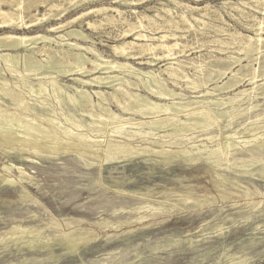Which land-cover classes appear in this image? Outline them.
Listing matches in <instances>:
<instances>
[{
  "label": "rangeland",
  "instance_id": "374dc122",
  "mask_svg": "<svg viewBox=\"0 0 264 264\" xmlns=\"http://www.w3.org/2000/svg\"><path fill=\"white\" fill-rule=\"evenodd\" d=\"M223 1L179 0L200 8L208 3L211 17L203 16L208 21L204 24V20L196 21L188 13L191 23L185 25L180 22V28L175 23L172 29L162 28L157 22L151 21V24L147 19H144L143 26H139L137 20V16L142 13L150 16L163 13V7L173 9L166 18L177 17L182 7L170 0H145L134 6L119 4L115 0H97L70 11L63 20L101 7H109V13L117 15L112 8L118 7L125 10V19L119 22L120 25L101 22V15L91 12L80 18H84L81 27L78 21L74 27L89 33L95 46L110 60L129 61L143 70H157L174 62L172 58L176 57L184 63L199 64L202 70L197 66H187L186 71L191 77L200 78L206 75L205 72L209 74L215 68L232 64L233 59L228 60L227 57L244 56L235 41L238 38L236 31L241 36L255 37L258 23H264V13L253 9H245L241 15L234 10L236 17H231L222 7ZM56 8L60 9V6ZM133 10L137 12L134 11V14ZM93 21L98 22L97 29L90 28L89 22ZM129 24L137 25L131 30ZM166 31L179 32L181 52L177 50L175 56L166 57L159 51L158 55L162 56L155 66L146 62L156 56L146 53L126 59L113 52V45L127 40L146 42V37L138 38L135 34H147L150 39ZM122 32L129 34L124 35ZM261 34L264 37V31ZM247 62L242 64L247 65ZM261 63L264 64V49ZM253 66L258 68L259 62H254ZM233 68L237 71L240 66L234 65ZM262 74L258 83L264 82V72ZM165 77L169 78V75L165 74ZM227 79L224 76L220 81ZM66 80L61 83H72ZM177 82L180 87L175 88L178 91L182 90L190 97L202 96L190 89L187 81ZM170 85L173 86L172 83ZM249 87L245 79L239 89ZM262 89L242 95L240 107L245 114L230 126H227L229 119L223 118L219 122L222 131H243L249 124L245 119L259 114L263 117L259 126H264ZM224 95L222 93L218 97ZM52 105L58 113L61 112L59 105L54 102ZM253 105L255 107L251 108ZM64 108L67 110L68 107ZM219 129L217 127L216 131ZM258 132L264 133V128ZM203 142L208 148H202V154L194 163L176 158L168 161V165L163 157L153 154L122 158L101 166L100 162L86 166L84 161L72 155L34 162L4 157L0 160L3 173L9 174L3 168L6 163L12 168V177L17 180L20 176L17 166L31 177L26 175L19 186L5 185L0 181V264H231L239 261H245L244 264H264V144L240 143L226 153L227 157L221 153L210 159L206 152L217 141ZM160 159H163L162 162ZM242 160L247 162L243 163ZM217 168L227 175V181L216 182ZM27 194L30 196L27 197ZM142 215L147 216V219L140 221ZM107 221L111 223L106 224ZM120 222H123L122 225ZM13 225L28 228L14 232L11 231ZM79 229L89 231L91 240L70 254L67 241L61 235ZM18 233H21V239H15ZM28 241H34L36 247L33 250L28 247Z\"/></svg>",
  "mask_w": 264,
  "mask_h": 264
},
{
  "label": "bare ground",
  "instance_id": "6f19581e",
  "mask_svg": "<svg viewBox=\"0 0 264 264\" xmlns=\"http://www.w3.org/2000/svg\"><path fill=\"white\" fill-rule=\"evenodd\" d=\"M94 1L97 0H0V160L7 157L8 160L22 158L34 162L72 155L84 161L86 166L97 162L101 166L122 158L153 154L163 157L168 165V161L176 158L194 163L202 154V148H208L203 141H217L206 152L210 159L221 153L227 157L226 153L240 143L264 144V133L258 132L264 128L259 126L263 119L261 114L247 117L245 121L249 124L243 131H222L219 125L227 117V126H230L245 114L240 107L242 95L264 88V82L258 83V78L264 72V64L261 63L264 49V37L261 34L264 31L263 21L258 23L255 37L241 36L235 32L238 37L235 41L239 51L244 53L243 57H227L228 60L233 59L232 64L215 68L214 72L211 70L209 74L205 72L206 75L195 78L187 74L186 67L203 68H199V64L184 63L176 57L172 58L174 62L157 70H143L129 61L107 58L95 46L93 37L80 28L84 22V18H80L93 12L101 15V22L120 25L125 10L114 7L112 10L118 14L113 15L109 13V7H101L73 19L63 20L70 11ZM115 1L134 6L145 0ZM170 1L182 7L176 19L166 18L173 9L163 7V13L138 15V25L143 26L144 19H147L150 23L157 22L162 28L172 29L175 23L177 28H180V22L191 23L188 13L196 21H203V16L211 17L208 3L200 8L179 0ZM221 3L231 17H236L234 10L240 15L245 9L264 13V0H239L238 3L224 0ZM59 6L60 9L56 8ZM42 8L45 10L42 11ZM134 11L137 12H132ZM76 21L79 22V28L74 27ZM205 22L204 20L203 23ZM97 23L89 22L90 28H95ZM129 25L132 30L131 27L137 24ZM128 32L122 33L128 35ZM178 33L166 31L160 36H151L150 39L147 34H135L138 38L146 37V42L127 40L112 44V49L115 54L126 59L146 53L156 56L146 62L155 66L162 56H159V51L166 57L175 56L177 50L181 52ZM211 57L217 58L214 55ZM245 61H248L247 65H243ZM254 62H259L258 68L253 66ZM234 65L240 68L235 71ZM224 76L228 79L221 82ZM65 78L72 83L62 84L61 81ZM245 79L251 87L239 89ZM178 80L187 81L188 87L202 96L190 97L182 90L178 91L175 88L180 87ZM222 93L226 95L218 97ZM52 102L61 107L60 113ZM65 106L69 109L65 110ZM254 107L253 105L251 108ZM217 127L220 128L218 131ZM17 167L20 172L19 180L12 177V168L5 163L3 168L9 174L0 169V181L5 185L19 186L26 175L31 177L22 167ZM217 170L216 182L227 181V175L220 169ZM145 219V215L139 217L140 221ZM26 228L28 227L13 225L11 231H25ZM20 234H15L19 235L15 239H21ZM89 234V231L83 229L63 233L61 238L67 241L68 253L73 254L80 246L87 244L91 240ZM8 237L12 238L11 235ZM27 244L32 250L36 247L34 241H28Z\"/></svg>",
  "mask_w": 264,
  "mask_h": 264
}]
</instances>
